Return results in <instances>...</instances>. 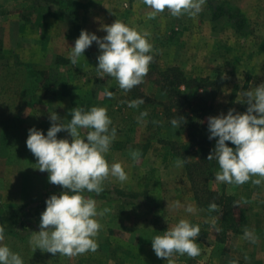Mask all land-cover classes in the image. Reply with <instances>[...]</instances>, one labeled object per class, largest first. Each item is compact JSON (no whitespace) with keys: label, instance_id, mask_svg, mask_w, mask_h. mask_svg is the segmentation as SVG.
Listing matches in <instances>:
<instances>
[{"label":"rangeland","instance_id":"obj_1","mask_svg":"<svg viewBox=\"0 0 264 264\" xmlns=\"http://www.w3.org/2000/svg\"><path fill=\"white\" fill-rule=\"evenodd\" d=\"M220 6L240 15L242 31H235L229 14L213 20V11ZM150 11L143 0H61L48 7L36 0H0V225L5 226L0 243L19 253L24 264H232L234 260L264 264V184L257 186L251 181L247 186L211 182L212 189L236 197V215L243 225L240 233L224 234L216 223L220 211L194 214L192 223L201 229L197 238L201 254L195 258L174 254L167 261L158 258L149 243L134 247L136 251L129 247L130 253L101 254L104 262L97 263L103 258L96 252L67 257L36 250L29 242L33 232L40 231L46 200L64 191L49 183L47 172L38 170L37 159L26 146L29 129L51 127V113L61 121H70L71 110L79 105L104 107L117 129L110 151L121 150L131 139L140 145L136 150L141 153L140 161L149 138L161 137L163 149L171 157L186 156L194 162V149L186 147L190 143L187 131L182 126L173 128L163 107L152 103L167 100L160 92L161 72L176 67L188 78L222 80L219 93L210 99L213 107L203 118L205 125L210 116L226 115L229 109L246 112L242 91L264 83V0H206L195 17H173L165 10L148 19ZM117 19L150 33L154 59L144 81L135 86L143 95L138 98L119 89L114 78L97 73L100 50L95 42L77 64L69 61L70 47L82 30L102 38L107 34L102 27ZM109 91L111 97L105 95ZM136 99L144 103L129 107ZM145 111L148 115L138 122ZM206 135H210L208 126ZM58 138L72 139L65 131L58 133ZM211 141L215 147L216 140ZM106 159L111 163V156ZM187 179L190 182L188 175ZM109 194L107 190L99 195L84 193L100 205ZM120 194L133 206L140 201L136 209L148 208L141 193L126 190ZM120 212L127 211L123 208ZM174 226V222L161 225L154 236ZM245 230L255 232L256 243L243 239ZM121 238L120 243L131 246L132 239ZM96 240L108 244L105 239ZM120 246L121 250L127 248Z\"/></svg>","mask_w":264,"mask_h":264},{"label":"clouds","instance_id":"obj_2","mask_svg":"<svg viewBox=\"0 0 264 264\" xmlns=\"http://www.w3.org/2000/svg\"><path fill=\"white\" fill-rule=\"evenodd\" d=\"M143 3L151 9L147 18L155 19L165 10L173 17L184 14L195 17L206 0H143ZM101 30L107 33L102 38L82 30L74 46L70 47L69 61L77 64L85 50L95 42L100 50L95 67L97 73L114 78L119 89L128 92L144 81L154 59L150 33L119 19L112 25H104ZM242 94L248 105L246 112L229 109L226 115L221 113L208 118V139L216 140V144L207 159L215 160L219 166L216 182L242 185L251 180L261 186L264 184V83L250 87ZM105 95L111 97L113 93L109 91ZM143 103V99H136L129 107ZM147 115L146 111L141 112L138 122ZM71 116L70 121H61L56 113H51L52 124L47 133L33 127L26 140L27 148L37 159L38 170L49 174V183L64 189L46 200V209L40 217V231L33 232L29 242L36 250L67 257L97 251L96 237L103 227L100 218L111 211L107 207L98 209L97 201L86 197L85 191L99 195L104 190V181L110 177L120 183L128 180L122 162L109 163L106 159L117 136L107 109L95 106L86 109L79 105L71 110ZM184 123L185 119L179 116L170 121L175 129ZM83 130H87L86 134H82ZM62 131L71 136V141L58 138ZM130 155L134 162L141 157L139 151ZM184 163L186 159H177L176 166ZM176 206H181L179 201ZM186 211L192 213L194 209L189 206ZM209 211L219 212L220 207L212 203ZM200 231L198 224L180 219L174 227L153 236L152 249L158 258L167 261L174 254L195 258L201 254L197 243ZM4 233L5 226L0 225V241L4 240ZM243 239L256 243L258 237L253 230H245ZM0 264H24V260L19 253L0 243ZM232 264L238 262L234 260Z\"/></svg>","mask_w":264,"mask_h":264},{"label":"crops","instance_id":"obj_3","mask_svg":"<svg viewBox=\"0 0 264 264\" xmlns=\"http://www.w3.org/2000/svg\"><path fill=\"white\" fill-rule=\"evenodd\" d=\"M128 131L131 132L130 129ZM163 140L161 137L149 138L145 144L146 150L139 162H134L130 153L139 149L140 145L136 146L135 141L131 139L127 140L121 150L109 151L107 154L106 157H112L111 163L122 162L128 180L124 183H120L115 178L104 181V190L111 191V194L105 198L102 197V203L100 205L98 202L97 207L98 209L107 207L111 211L100 218L103 227L96 239H105L108 244L97 242L99 248L96 251L97 257L103 258L104 254L130 253L129 247L132 248V251H136L134 247L139 248L151 243L154 233L160 230L161 225L165 227L170 222L176 224L180 219H188L192 222L194 214L197 217L201 212L187 179L184 165L176 166L177 159L171 157L163 149ZM126 190L141 193L143 200L147 201L148 208L141 206L143 211H140V208L136 209V204H140V201L134 203L133 206L130 201L121 198L120 193ZM115 193H117V197H113ZM177 201L181 206H176ZM189 206L194 209L192 213L186 211ZM123 208L127 212H120V209ZM123 235L132 239L131 246L127 242L120 243ZM136 241L139 242L136 243ZM120 245L127 247L126 250H121L122 246ZM102 262H104V258L97 260V263Z\"/></svg>","mask_w":264,"mask_h":264},{"label":"trees","instance_id":"obj_4","mask_svg":"<svg viewBox=\"0 0 264 264\" xmlns=\"http://www.w3.org/2000/svg\"><path fill=\"white\" fill-rule=\"evenodd\" d=\"M36 1L42 2L46 7L61 3V0ZM228 14L233 21L235 31L238 33L242 31L244 21L240 15L234 14L222 6L213 11V20L220 19ZM160 79H162L161 83H159L160 92L166 95L167 100L159 102L152 100V103L163 107L165 116L169 120L177 116L185 119L182 127L187 131L190 141L186 147L191 146L194 149L196 159L191 162L186 156L180 157L186 159L184 165L197 205L201 210H209V205L212 203L219 205L221 213L216 222L219 225V229L224 234L229 235L240 233L243 221H238L236 215L238 200L235 196L220 193L210 187L211 182L215 180V173L219 170V166L215 160L208 161L207 159L214 147L212 141L206 135L208 125L203 123V118L206 112L212 109L213 105L210 99L219 93L222 80H211L202 77L188 78L182 70L176 67L161 72ZM134 89L135 91H132ZM198 90L207 91L205 93H197ZM126 93H130L136 98L143 96L136 87ZM150 100L148 99V102H151ZM48 129V127H41L38 130H43L46 134ZM227 143L228 146L235 148V145L231 144V142Z\"/></svg>","mask_w":264,"mask_h":264}]
</instances>
